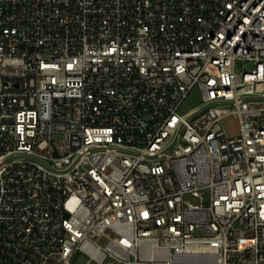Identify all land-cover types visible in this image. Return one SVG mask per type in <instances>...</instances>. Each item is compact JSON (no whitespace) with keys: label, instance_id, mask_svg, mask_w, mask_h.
I'll return each mask as SVG.
<instances>
[{"label":"built area","instance_id":"obj_1","mask_svg":"<svg viewBox=\"0 0 264 264\" xmlns=\"http://www.w3.org/2000/svg\"><path fill=\"white\" fill-rule=\"evenodd\" d=\"M81 260L264 264V0H0V264Z\"/></svg>","mask_w":264,"mask_h":264},{"label":"rangeland","instance_id":"obj_2","mask_svg":"<svg viewBox=\"0 0 264 264\" xmlns=\"http://www.w3.org/2000/svg\"><path fill=\"white\" fill-rule=\"evenodd\" d=\"M238 69L250 70L252 69L251 63H243L238 66ZM201 103V95L198 90H195L186 100L185 104L181 108L182 113L189 112L192 108L198 106ZM224 128L229 136H237L240 133V122L234 116H230L224 121ZM57 138V137H56ZM85 260H81L79 264H83Z\"/></svg>","mask_w":264,"mask_h":264}]
</instances>
